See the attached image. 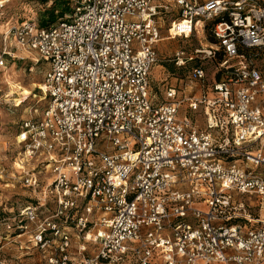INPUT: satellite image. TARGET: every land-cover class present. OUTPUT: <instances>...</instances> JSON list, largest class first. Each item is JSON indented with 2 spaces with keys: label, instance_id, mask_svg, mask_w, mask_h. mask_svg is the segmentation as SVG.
<instances>
[{
  "label": "built area",
  "instance_id": "built-area-1",
  "mask_svg": "<svg viewBox=\"0 0 264 264\" xmlns=\"http://www.w3.org/2000/svg\"><path fill=\"white\" fill-rule=\"evenodd\" d=\"M167 1L166 38L213 42L175 52L196 62L161 101L160 0H72L42 25L7 23L0 68L9 39L33 53L47 104L16 134L33 197L0 210V264H264V2Z\"/></svg>",
  "mask_w": 264,
  "mask_h": 264
},
{
  "label": "rangeland",
  "instance_id": "rangeland-1",
  "mask_svg": "<svg viewBox=\"0 0 264 264\" xmlns=\"http://www.w3.org/2000/svg\"><path fill=\"white\" fill-rule=\"evenodd\" d=\"M68 2L67 12L70 11L72 0H0V41L7 23H16L24 20H32L38 25L50 21L51 13L54 15L62 7V2ZM264 2V0H260ZM167 4L159 14L161 24V36L164 37L158 42L157 52L158 61L154 66L151 78V90L158 101L163 100V91L168 84H178L176 79L182 78L187 82V76L196 60L186 62L183 66H177L173 60L176 51L183 50L185 55L195 56V48H200L213 42L209 31L203 33H193L189 38H166L167 26L171 19L178 17L179 8L174 2L160 0ZM12 57L5 56V67L7 68L10 79L13 82H20L25 89H19L21 96L25 99L17 104L12 97L0 98V114L2 126L0 129V210H8L32 201V192L20 181L23 171L19 168V158L21 149L16 141V134L19 129L20 121L23 118L34 116L32 108L36 107L38 112L47 104V100L40 99V91L37 87L43 81V74L47 65L43 61L34 62L35 55L17 45L13 39L8 40ZM27 51V56L18 57L17 50ZM215 61L204 60V66L209 76L216 75ZM32 67V68H31ZM0 68V96L6 94L10 86L2 78ZM17 96V95H16ZM192 114V113H191ZM196 123L200 128L204 127L203 115L197 112ZM16 160V161H15ZM31 165L25 164V171ZM263 170L264 169H260ZM48 178V173H45ZM48 180V179H47ZM6 204L7 207H4ZM12 205V206H11ZM257 209V207H254ZM30 264H42L40 255L33 254Z\"/></svg>",
  "mask_w": 264,
  "mask_h": 264
},
{
  "label": "bare ground",
  "instance_id": "bare-ground-1",
  "mask_svg": "<svg viewBox=\"0 0 264 264\" xmlns=\"http://www.w3.org/2000/svg\"><path fill=\"white\" fill-rule=\"evenodd\" d=\"M177 37L179 36L177 35ZM2 78L10 86L9 90L6 92V96L12 97L13 100H16L17 104H20L25 99V96H21V91H19V89H25V87L21 85L20 82L11 81L7 68L2 69Z\"/></svg>",
  "mask_w": 264,
  "mask_h": 264
},
{
  "label": "trees",
  "instance_id": "trees-1",
  "mask_svg": "<svg viewBox=\"0 0 264 264\" xmlns=\"http://www.w3.org/2000/svg\"><path fill=\"white\" fill-rule=\"evenodd\" d=\"M68 7V2L67 1H63L62 2V7L60 8V10L56 13V15L53 14V12L51 13V17H50V21L55 20L58 16L62 15L65 10H67ZM44 24V23H43Z\"/></svg>",
  "mask_w": 264,
  "mask_h": 264
},
{
  "label": "crops",
  "instance_id": "crops-1",
  "mask_svg": "<svg viewBox=\"0 0 264 264\" xmlns=\"http://www.w3.org/2000/svg\"><path fill=\"white\" fill-rule=\"evenodd\" d=\"M0 48H1V41H0ZM17 56L18 57H25L27 56V51H24L23 49H18L17 50ZM260 216L264 217V210H262L259 214ZM31 260L30 258L28 259V261ZM30 262V261H29Z\"/></svg>",
  "mask_w": 264,
  "mask_h": 264
}]
</instances>
